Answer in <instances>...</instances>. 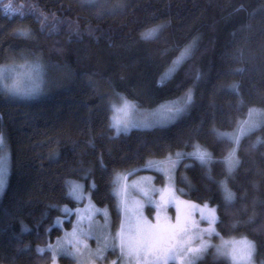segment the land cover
Listing matches in <instances>:
<instances>
[{
  "label": "trees",
  "instance_id": "16d2710c",
  "mask_svg": "<svg viewBox=\"0 0 264 264\" xmlns=\"http://www.w3.org/2000/svg\"><path fill=\"white\" fill-rule=\"evenodd\" d=\"M24 60L54 74L30 97L0 81L9 153L0 263L49 262V250L37 246L61 233L52 224L62 205H76L69 180L83 182L96 205L108 204L116 222V180L175 153L183 193L214 205L218 231L253 239L264 258V116L246 126L264 114V0H0V67ZM189 86L193 98L179 119L114 133L110 93L153 106ZM240 119L242 134L233 138ZM197 146L205 159L193 154ZM233 149L238 161L229 169ZM195 264L231 263L205 255Z\"/></svg>",
  "mask_w": 264,
  "mask_h": 264
},
{
  "label": "rangeland",
  "instance_id": "374dc122",
  "mask_svg": "<svg viewBox=\"0 0 264 264\" xmlns=\"http://www.w3.org/2000/svg\"><path fill=\"white\" fill-rule=\"evenodd\" d=\"M186 53H187L186 50H184L181 52V55L184 56ZM183 56L178 55L173 60V62L166 71L167 75H164V77L169 76L175 70L177 65L182 60ZM0 72H2V75H0V81L5 87L15 91L14 93H16L19 96H29V97L39 95L45 88V83L48 77H50L51 74H54V73H50V71H47V68H45V66L42 63L39 64V62L37 61L32 62V60H24L22 62H15V63L10 62L8 64L2 65L0 67ZM189 91L193 93V86H189L184 91V94L182 95L180 94L181 96L178 95V96H174V98L164 99L153 106H144L138 104L135 100L126 97L122 92L119 91H114L110 93L108 95V103L111 109L110 119H111V125L114 128V133L118 134L120 132H128L132 128H150L154 126H162L174 122L175 120L179 119L183 115V113H185L189 109L190 103L185 104ZM118 93H122L123 96L126 97L128 100L135 102V106L129 109L127 119L130 120V124L127 130H125L123 124H121L119 131H117V127L113 124L112 121V115L115 110L111 107V104L115 103L119 105L121 103V98L120 96L117 95ZM177 104H185V108L180 113L176 114L174 119H170L162 115V113L166 112L169 107H174ZM263 116L264 114L256 113L255 115H252L251 119L249 120L256 122L257 119H261ZM246 126L249 127L248 122ZM239 134H242V119H240L238 122L236 132H229L228 135L235 138ZM3 141H4L3 136L0 135V175L4 177V185L0 187V195L5 187L7 174L9 170V153L7 149L5 150ZM178 156L179 153L178 154L175 153V154H171V156L169 155V157H165L160 160L152 159L148 161L146 163V166L148 169H150L149 172L151 173H147V172L139 173L143 175V178L149 177L148 180L138 179L134 181L135 183H131L128 185L127 183H124L120 177L116 180L115 194L118 199L120 218L118 220L119 221L118 225L116 227L114 226L112 232H111V227H112L111 217L109 215L108 210L102 208L101 206H97L92 202L89 192L83 182L78 180L77 181L71 180V181H76L81 185V187L77 190L76 193H72L69 191L71 187V185L69 184L68 192L70 193L71 197L75 199L76 205L70 206L63 204L62 211L64 213L58 215L54 219L52 225L60 227L61 233L59 235L54 236L53 239L49 240L43 246L60 244L61 247L55 249L51 247H43V250L44 249L49 250L51 256V259L46 264H63L60 260L61 256L71 257L74 260L73 262L74 264H90V260L92 256H95V253L90 252L89 250H94L97 248L98 244H102L103 233L110 231L111 233L114 234L117 228L119 227L120 221L125 215L123 210L124 208L123 201L126 200L127 203L132 204L136 200H139L142 201L143 203L146 202V204L151 203L154 209H156L155 203L148 202L144 194L141 192L140 188L143 186L142 183L145 186H151L153 191L157 187L153 186L151 183H154L156 181L159 182L162 180L164 181V183L162 184L161 189L164 188L165 185H167V187L170 188L172 192H174L173 188L170 185V182L171 183L175 182L174 179L175 168L173 169L174 166L173 163L175 159L178 158ZM178 163L175 164L176 165L175 167L179 165ZM139 174L133 176V179H136ZM182 190L183 188L181 187L177 192L179 193ZM160 195L161 192L158 194L157 198H159ZM182 201H187V200L182 199ZM143 203L141 207L142 210H143ZM196 205L202 206L199 204ZM207 207L213 208L210 205ZM161 208L162 207L157 209L156 213L159 211L160 218L162 219L164 212L162 211ZM141 209L140 212L143 214ZM196 211L198 212V215L200 216L201 219H204L205 221L208 220L206 216L201 215L200 207L193 208L191 214L192 215L195 214ZM216 216H217V212H216ZM144 217H147L149 221L154 223L153 219H150L148 216H144ZM68 219L70 220L71 225L69 227H66L65 221H68ZM195 219L193 218L194 221H196ZM155 221H157V218L155 219ZM194 221L192 222L195 223ZM74 226L78 230L79 240H74L72 236V230ZM89 232H91L90 235L88 234ZM206 234L208 233L202 232V229H196V228H192L191 231H189L186 234L185 241L187 246L189 248L196 249L195 252L190 253L192 257L191 264H194L196 260L199 257H201V253L203 252V250L207 249L208 246H211V248L217 250V245H220L222 240L229 242L226 246L229 249L232 247L231 241L233 240L240 241L241 238H246L247 241H252L254 242L255 245V241L247 236L231 235L224 237L222 234L220 235L218 234L219 239L211 240L209 239V236ZM98 236L100 237L99 240L97 239ZM201 240L209 241V243L203 249L198 248V246L201 244ZM81 241H87V248L85 249L84 255L82 257H77L76 255H73L72 250L76 247L84 248V245L81 243ZM104 252L107 253V250H103V254ZM224 255L230 261L231 264H235V262L232 261L231 257L228 254L225 253ZM97 257H99V255ZM125 258L126 259L124 261V264H128V258L127 257ZM252 261L253 264H264V258L261 256L260 252L256 250V245H255V251L252 254ZM0 264H6V263H0ZM179 264H181L180 261Z\"/></svg>",
  "mask_w": 264,
  "mask_h": 264
},
{
  "label": "snow or ice",
  "instance_id": "6c2138e0",
  "mask_svg": "<svg viewBox=\"0 0 264 264\" xmlns=\"http://www.w3.org/2000/svg\"><path fill=\"white\" fill-rule=\"evenodd\" d=\"M5 7L11 8V5L8 4L5 5ZM33 7H35V5H33ZM158 27L159 26H153L147 29L144 35H151ZM0 75H2V72H0ZM164 75H167V72L164 73ZM117 95L120 96L121 103L119 105L115 103L111 104V107L115 110L112 115V121L117 127V131H119L121 124H123L125 130H127L130 124V120L127 119L129 109L135 106V102L128 100L122 93H118ZM192 98V92L189 91L185 104L190 103ZM185 104H177L174 107H169L162 115L174 119L176 114L184 110ZM254 124L255 121H248L249 127L254 126ZM237 139H239L238 136ZM193 154L198 155L201 159L206 158V153L201 150L199 146H197ZM225 159L230 169L233 163L238 161L234 149L229 152V155L225 157ZM143 179L148 180L149 177H144ZM68 183L71 185L69 191L72 193H76L81 187L76 181L69 180ZM221 183H223V181H221ZM3 185L4 177L0 175V187ZM140 190L148 202L156 203L158 209L163 205L175 202L177 209L175 221L165 220L161 222L160 213L158 211L156 213L157 221L153 223L140 212L142 201L136 200L134 203L129 204L125 200L123 201L125 215L121 219L116 232L114 234L110 231L103 233L102 244H98L95 250L89 251L94 252L96 255H102L105 248H110L115 251L118 245V258L127 257L128 264H166L169 259L178 260L181 264H191L192 257L190 253L195 252L196 249L187 246L185 237L193 227H199V225L191 221V212L193 208L200 207L201 215L206 216L210 221L207 226V231L211 233L215 231L211 221H216L218 219L215 209L208 208L207 204L198 206L194 202L182 201L175 196L167 185L160 190L161 195L158 201H155L152 197L151 186H142ZM224 191L226 196L231 199L232 193L226 186ZM88 234L90 235L91 232ZM72 236L74 240H79L78 230L75 226L72 230ZM97 239L99 240L100 237L98 236ZM81 243L84 245V248L76 247L72 250L73 255L77 257H82L87 248V241H81ZM208 243L209 241L201 240V244L198 248L203 249ZM228 243V241L222 240L221 244L217 245V250L219 252H226L235 264H253L252 254L255 251L254 242L247 241L246 238H241L240 241L233 240L231 241L232 247L230 249L226 247ZM43 247L55 249L60 248L61 245L37 246V251H43ZM114 264H119V259H117Z\"/></svg>",
  "mask_w": 264,
  "mask_h": 264
},
{
  "label": "flooded vegetation",
  "instance_id": "af4514ba",
  "mask_svg": "<svg viewBox=\"0 0 264 264\" xmlns=\"http://www.w3.org/2000/svg\"><path fill=\"white\" fill-rule=\"evenodd\" d=\"M138 170H140V169L130 170V171L124 173L120 178L123 180L124 183H127V185L128 184H131V183H135L134 181H136L138 179H143V175L142 174H139L140 172ZM141 173H143V172H141ZM147 173H151V172H147ZM137 174H139L137 176V178L136 179H133V176H135ZM163 183H164V181H162V180L159 181V182L156 181L154 183H151L153 186H156L157 187L156 189H154L152 191V197L154 198L155 201H158L159 200V198H157V196L160 193L161 186H162ZM142 185L145 186L143 183H142ZM170 185H171V187L174 190L173 193L180 200H182V199L183 200H187L189 202H194L195 204H199V205H205V204H207V206L210 205L211 207L215 208L214 205H212V204H210V203H208L206 201H195L194 199L187 197L183 193V191H180L178 193L177 191H179V188L182 187V184L176 182V180L173 183L170 182ZM92 202H93V200H92ZM149 204H151V203H148V204H146V202L143 203V210L142 209L141 210H142L144 216H148L150 219H153V221L155 223L156 222L155 219L157 218V216H156V210L158 208L156 207V203H155V208L156 209H154V207H153L152 204L151 205H149ZM101 207L104 208V209H106V210H108V212H109V215L111 217V226H112L111 227V232H112L114 226L116 227L118 225V222H119L118 220L120 218V215H119V218L117 219V221L115 222V220L113 221L114 217L112 215L111 209L109 208V205L108 204H104V205H101ZM118 207H119V205H118ZM161 209L164 212L163 213V218L162 219L160 218V221L161 222H164L165 220L175 221V219H176V212H177L175 202L169 203L167 205H163ZM215 210H216V208H215ZM144 212H146V213H144ZM192 217L194 219L196 218L195 219L196 221H194ZM217 217H218V215H217ZM191 221H194L195 222L194 224L199 225L198 228H196V227H193V228L202 229V232L208 233L206 235L209 236V239H211V240L219 239V235L221 233H220V231H218L215 221L214 222H211L213 224V227L215 228V232L213 231L211 233L207 232V226L210 223V221L209 220L205 221L204 219H201L200 216L198 215V212L197 211L195 212V214H193V215L191 214ZM70 225H71V223H70ZM223 236L225 237V235H223ZM104 250H107V253L104 252V254L103 255H99V257H97L98 255L95 254V256H92V258L90 260V264H114V262L117 261V259H119V264H124V261H125L126 258L125 257H119L118 258V253H119V246L118 245L116 246V250L115 251H113L110 248H105ZM225 253L226 252H219L218 250H214L213 248H211V246H208L207 249L203 250V252L201 253V257H199V258H202L205 255H213V256H216V257L226 258L225 255H224ZM166 264H179V261L173 260V259H169L166 262Z\"/></svg>",
  "mask_w": 264,
  "mask_h": 264
}]
</instances>
